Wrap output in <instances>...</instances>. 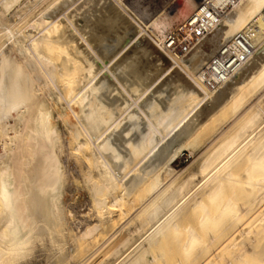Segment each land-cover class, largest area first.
Masks as SVG:
<instances>
[{"label": "bare ground", "instance_id": "bare-ground-1", "mask_svg": "<svg viewBox=\"0 0 264 264\" xmlns=\"http://www.w3.org/2000/svg\"><path fill=\"white\" fill-rule=\"evenodd\" d=\"M78 1L0 0V264H88L105 249L108 255L98 264H192L200 256L204 260L210 256L207 263L217 259L216 262L221 261L217 264H264V243L254 250L253 244L248 245L250 241L242 237L239 241L234 236L231 242L217 246L216 252H209L215 241L222 242L228 226L233 224L234 228L249 213L257 212L237 233L252 240L264 234V0H237L218 21L200 8L206 3L223 8L228 0H184L182 9L169 5L149 21L139 17L135 21L134 16L132 19V11H125L121 0ZM194 15L198 27L193 44L182 52L168 46V35ZM102 21L109 33L102 30ZM125 29L130 32L127 39L120 35ZM226 43L235 44V51L246 56L220 77L214 74L211 60ZM140 45L159 65H149V81L134 96L131 92L136 84L127 88L122 83L120 66L126 76L143 77L138 70L139 57L129 56ZM170 74V84L183 87L178 95L189 104L182 106L175 116L167 111L156 114L155 120L153 110L151 117L142 108L146 106L143 98ZM171 100L175 104V99ZM151 106L153 102L148 108ZM133 108L137 116L143 117L141 124L147 121L146 126L144 123L137 127L143 132H134L133 126L130 128L134 134H128L130 139L131 134H140L141 140L136 136L140 149L142 146L147 150L137 162L156 145H162L161 141L171 132L175 134L172 130L178 126L182 127L175 130L179 136L190 140L188 137L196 135L195 141L203 129L209 128V134L198 141V151L194 148L201 159L193 170L180 175L176 164L166 163L160 168L165 181L160 178L162 171L154 175L151 168L146 182L143 179L140 183L145 176L142 173L139 182L133 177L121 184L123 178L117 174L126 171V159L130 155L132 158L133 153L126 149L130 145L126 134L131 126L130 117L135 118L136 113L132 111L134 115L130 117L124 114ZM123 117L124 121L129 117L130 125H125L127 121L121 123ZM134 118L132 122H136ZM214 119L216 125L212 127L209 123ZM122 145L126 148L121 149ZM169 146L154 149L160 156L156 163L169 151ZM123 151L129 153L126 152L127 157ZM168 155L163 156L166 162L171 157L167 158ZM66 158L76 164L77 172L91 185L99 203L97 211L107 213L104 219L100 218V227L115 224L112 210L117 211L121 221L125 218L112 239L97 243L94 250H89V243L96 242L92 233L98 225L75 232L78 229L70 226V216L62 204L61 193L69 178ZM118 162L127 167L122 165L120 170ZM136 163H132V173L140 167ZM156 163L153 169L158 167ZM196 173L207 178L201 190L191 193L185 203L181 200L183 193L191 184L190 176ZM228 187L234 191L224 196ZM123 189L131 191V196ZM234 193L239 196L236 200ZM137 200L140 204L134 207ZM193 218L197 227L189 225ZM145 226L149 233L143 241L139 233L144 242L139 249L145 252L141 251L140 258L132 256L126 260L124 256L120 261L132 234ZM226 247L232 248L230 256L223 255ZM117 248L122 251L119 256L114 254ZM131 248L136 249L135 253L138 246Z\"/></svg>", "mask_w": 264, "mask_h": 264}, {"label": "rangeland", "instance_id": "rangeland-1", "mask_svg": "<svg viewBox=\"0 0 264 264\" xmlns=\"http://www.w3.org/2000/svg\"><path fill=\"white\" fill-rule=\"evenodd\" d=\"M81 0H79L78 2H80ZM121 1H123V4H125V8L124 9H126L125 11H128V13L129 12H131V13H129L130 15H132V19H133V16H134V20L135 21H139L140 19H142L143 21H149V19L151 20V19H153L152 17H156L157 16V14L160 12V11H162L161 9H165V7H168L169 5H170V7L172 8H178V9H182L183 8V6H184V0H121ZM77 3V2H76ZM76 5V4H75ZM130 9L131 11H129L128 9ZM136 17H139L137 20H136ZM105 22H103L102 21V23H100L101 25V28H102V30H104V32L106 33H109L108 31H107V26H106V24H104ZM120 27H122V25L120 26ZM126 31V32H125ZM125 31H124V34H123V31H122V33L120 34L121 36H124V37H126V36H128V35H130V32L128 31V30H126L125 29ZM111 34V33H110ZM148 34L149 35H151L152 36V33L151 32H148ZM120 36V37H121ZM113 39V38H112ZM111 39V40H112ZM126 39H127V37H126ZM112 42V41H111ZM186 46L185 45H183V44H179V45H176V47H175V50L176 51H178V52H182V50L185 48ZM195 48H198V47H195ZM195 48H193V49H195ZM145 48L143 47L142 48V46L140 45V48L139 49H137V50H133L131 53L132 54H130L129 56H132V55H136L137 56V58L139 59V66L141 67V68H139V66H138V70L139 71H142V73H143V77H141V79H135V78H133V77H131V76H126V74H123L122 73V69H121V66H120V79H121V81H122V83L124 84V85H126V87L128 88V86H129V88L131 87V86H134L135 84V87H134V91H132L131 93L132 94H135L134 96H136L138 93L137 92H140L146 85H147V83H148V81H149V73H150V67H152V66H157V63L159 62H157V60L156 61H154L152 58H151V55H149L148 53H147V51H146V49L144 50ZM138 50H140L139 51V53L137 54V53H135V52H138ZM142 51H144V52H142ZM142 53V54H141ZM141 54V55H140ZM149 55V56H148ZM143 56V57H142ZM147 56H148V58H147ZM147 59H149V60H147ZM144 60V61H143ZM148 61V62H147ZM121 62L122 61H120V65H121ZM191 64V63H190ZM149 65H150V67H149ZM158 65H159V63H158ZM191 65H193V63L191 64ZM144 67V68H143ZM142 69H144V71L142 70ZM148 72V73H147ZM122 75V76H121ZM172 76L173 75H169V77L167 78V77H165L163 80H165V81H161L160 83H159V87L157 86L156 88H154V90L150 93V94H148L145 98H143L144 99V101L145 102H143V99H141V101H140V105L141 106H143V104L145 105L146 104V106H143L142 108L144 109V108H146V112L149 114V116L151 115V117H152V110L155 112H153V116L155 117V120H156V117L159 115V113H161V112H169V115L170 116H175L177 113H180L181 111L180 110H182L183 108H182V106L183 107H185V105H188L189 103H186L187 101H183V98L181 97L182 95H178V94H181L182 92H183V87L181 88V86H176V87H174L173 85H171L170 84V82H172ZM125 79H124V78ZM127 77V78H126ZM129 79V80H128ZM146 79V80H145ZM124 80H125V82H124ZM127 81H128V84H127ZM139 82V83H138ZM147 82V83H146ZM138 83V84H137ZM142 84V85H141ZM144 85V86H143ZM167 86V87H166ZM165 87V88H164ZM179 88H181L180 90H179ZM136 89V90H135ZM139 89V90H138ZM160 89V90H159ZM168 89V90H167ZM175 89V90H174ZM177 90H178V92H177ZM165 91V92H164ZM154 93H155V95H154ZM157 93V94H156ZM163 93V94H162ZM164 93H165V95H164ZM175 93H176V95H175ZM159 94V95H158ZM172 94V95H171ZM159 96V98H158V100H156V98H157V96ZM161 95V96H160ZM175 96H176V98H175ZM179 96V97H178ZM154 97H156L155 99H154ZM165 97H166V101H165ZM168 97H169V99H168ZM161 98H162V100L163 101H161ZM175 99V104H174V100H171V99ZM176 99H177V101H176ZM169 100H171L172 102H173V104H172V102L170 101L169 102ZM153 102V106H151L150 108H148V106L150 105V102ZM141 102H143V104L141 103ZM155 102V103H154ZM157 102V103H156ZM162 102H164V103H162ZM167 102H169V103H167ZM176 102H177V104H176ZM161 104V107L159 106ZM171 104V105H170ZM120 105H122V106H124L123 105V103L122 104H120ZM163 105V106H162ZM121 106V107H122ZM166 106V107H165ZM170 106V107H169ZM73 107L75 108V110H77V108L73 105ZM168 107V108H167ZM181 109H180V108ZM158 108V109H157ZM161 108V109H160ZM163 108V109H162ZM167 108V109H166ZM58 109H61V107H58ZM150 109V110H149ZM171 109V110H170ZM173 109V110H172ZM149 110V111H148ZM157 112H156V111ZM132 111H134V113H136V115H135V118H134V116H132L131 114H133V113H131ZM150 111H151V113H150ZM69 112V111H68ZM126 114V115H125ZM124 114V116H132V117H130V118H132L131 120L129 119V117H126V121H124V118L125 117H123V120L121 121V123L123 122V123H125V125L127 124V126L128 125H130V123L128 122L129 120H130V122H131V126H129V131H128V133L126 134V136L129 138L130 137V135L128 136V134H130V133H132L133 132V130H132V128H134L133 126H135V128H134V132H136V130H137V127H139V125H140V127H141V125H143L144 123V125L146 126L147 124H146V120L144 119V121H146V122H144V123H142L141 124V121L143 120V117H142V119H141V116H137V110L135 109V108H133L132 110L130 109L129 110V112H127V113H125ZM156 114H157V116H156ZM71 115V117H72V119H73V121H74V118H73V116H72V114H71V112H69V116ZM134 115V114H133ZM199 115V114H198ZM137 116V117H136ZM150 117V118H151ZM154 117H153V119L152 120H154ZM133 118L135 119V121L136 122H132L133 121ZM136 118L138 119V120H136ZM141 119V121L139 122V120ZM189 121V120H188ZM188 121H187V123H185V125L187 126L188 125ZM138 122V123H137ZM143 122V121H142ZM216 121H215V119L214 120H212L210 123H209V125L210 126H214V125H216V123H215ZM134 123H136V125H133ZM214 124V125H213ZM145 126L143 127L142 126V128H145ZM130 127H132V128H130ZM179 126L178 127H176L174 130H172V131H174V133L175 134H172V132H171V136H168L167 137V139H165V140H163V141H161V144L162 145H160L161 147L164 145V146H169V147H167L166 149H168L169 148V151H171L170 153H169V151L168 150H166V151H168L167 153L165 152V154L166 155H168V157L167 158H169L170 156V160L168 159V162H166V160L164 159V157H165V154H163V156H161V158L162 159H159L158 161H160V162H163V163H160V162H158V163H156L155 161H156V159L157 158H160V156L158 157L157 156V154H155L156 152H155V148L157 147V149L159 150V148H160V146L159 145H156L155 147H154V149L152 150V151H150L149 152V155H146V157L143 159H140L139 160V162H137L138 161V159H139V157L140 156H142V154H144V152H146L147 150H143V147L141 146V148L142 149H140V140H141V138L139 137L140 136V134H135V135H133V137H135V139H132L133 137H132V134H134V132L131 134V139L133 140V141H131V139H130V142H129V139H127L128 141H126L124 144H125V146H126V144H127V142H129V144L130 145H127L125 148L128 150V151H130V154H132V158H130L131 157V155L126 159V164L128 163V167H127V169H126V171H128L127 172V176H125V173H126V171L125 172H123V170H122V167H124V165H123V163H122V165H121V162H125V161H121V160H123L125 157H124V154L122 155V158L123 159H121L120 161L121 162H118V164H116V166L118 165V166H120L119 168H120V170H122L121 172H119L118 171V176H120L121 175V177L123 178V181H122V178H121V181H122V183L121 184H123V183H125V181L127 182L128 180H130L129 178H132L133 179V177H134V179H138V182H139V179L140 178H142V176L141 175H143L142 173H144V177L140 180V183H142V180L144 179V182H146L145 181V178L148 180L150 177H148V176H151V172L152 173H154V175H155V172L156 171H158L157 172V174H159L161 171V177L160 178H162L164 181H165V174H164V172H163V170L161 169V171H160V168H161V166L163 165V167L164 166H166L167 164L170 166L171 164V166H173V165H175L176 164V166H175V169H179V172H180V175H185L186 173H188L191 169L193 170V168L195 167L194 165L195 164H197L198 162H200L199 161V159H201V155H198L199 153L197 152V155H196V151H198V147L200 146V143L202 142L201 140L207 135V134H209V131H208V129H206V131H205V129H203L200 133H199V135H198V137H197V140L195 141V136L196 135H192L191 137H188V139H190V140H186L187 138H183V137H181V136H179L180 134H178L179 133V131L182 129V127L181 128H179ZM61 129H63V130H61L63 133H64V135L66 136L67 135V133H66V128L62 125L61 126ZM176 129H178L177 130V132H175V130ZM140 130H141V128H139L138 130H137V132L139 131V133H141V132H143V130H141V132H140ZM65 131V132H64ZM132 131V132H131ZM144 131H145V129H144ZM136 132V133H137ZM177 134H178V136H177ZM202 134V135H201ZM126 136H124V139H126L127 137ZM136 136H138V138L140 139H138V138H136ZM141 136H142V134H141ZM175 136V137H174ZM177 136V137H176ZM126 137V138H125ZM180 137V138H179ZM171 138V139H170ZM176 138V141L174 140ZM192 138V139H191ZM168 139H169V141H168ZM134 140H139V141H137V142H139L138 144H137V142H136V144L134 143ZM173 140V141H172ZM188 141V143L186 142V141ZM171 141V142H170ZM175 141V142H174ZM198 141H201V142H198ZM133 142V145H135V149L132 147L133 145L131 144ZM167 142V143H166ZM172 142H174L173 143V146H172ZM182 142V143H181ZM183 142H184V145H183ZM178 143V144H177ZM159 144V143H158ZM169 144V145H168ZM182 146H181V145ZM142 145V144H141ZM128 146H129V149H128ZM172 146V147H171ZM176 146H177V148H176ZM179 146V147H178ZM198 146V147H197ZM122 147V148H121ZM120 148L121 149H125L124 148V145H122V146H120ZM131 148V149H130ZM133 148V149H132ZM139 148V149H138ZM192 148V149H191ZM194 148H195V150H194ZM120 149V150H121ZM177 149V152L176 151H174V150H176ZM180 149V150H179ZM191 149V150H190ZM142 150V151H141ZM157 150V151H158ZM178 150H179V152H178ZM133 151H136V152H133ZM175 152V154H174V156H173V153ZM195 151V152H194ZM123 152H125V151H123ZM127 152V151H126ZM125 152V155H126V157H127V153ZM140 152V153H139ZM154 152V154H152ZM120 153H122V151L120 152ZM181 155H180V154ZM129 154V153H128ZM135 154H137L136 156H135ZM151 155V156H150ZM152 155H153V157H152ZM185 156V157H184ZM199 156V157H198ZM147 157H148V159H149V161H148V159H147ZM182 158V161L180 160L181 158ZM154 158H155V160H154ZM171 158H172V160H171ZM135 159V160H134ZM164 159V160H163ZM177 159H179V160H177ZM66 160V162H64V165L67 167H65L66 168V170H68V174H67V177L69 176V178L67 179L68 181H66V183H67V185L65 184V186H63L64 188H63V190H62V193H61V200H62V204L64 205V208H65V210H66V212H68V216H70L69 217V224H70V226L71 225H73V226H71L72 228H74V230L75 229H78V230H75V232H81V231H84L87 227H91V226H93L94 224L95 225H98V227H97V230L96 231H94V234L92 233V237H94V238H97V239H95L96 240V242L94 243V240L93 239H91V240H93V241H91L90 243H89V250H92L93 248L95 249L96 247H97V243H98V245L101 243V244H103L106 240L105 239H112V236H114V234L113 233H115L116 231L115 230H118L119 228H120V225H122L123 224V221L125 220V218L121 221V219H120V216L117 214V211H113L112 210V213L113 212H115L114 214H113V221L116 219V216H118L117 217V221L116 222H113L112 221V223H115L113 226H111V225H109V224H105L106 226L104 227V225H103V227L104 228H106V229H104L103 227H100V226H102V225H99V222H100V218H101V220L102 219H104V217H106L107 216V213H106V211L105 212H99V211H97V205L99 204L98 203V200H97V196L95 195V193H94V191H93V189H92V187H91V185L89 184V182H87L85 179H83V177L81 176V174L80 173H78L77 172V170H76V164L73 162L72 163V160H69L68 159V161H67V158L65 159ZM131 160V161H130ZM143 160H144V162H143ZM152 160V161H151ZM174 160V161H173ZM69 161H70V163H69ZM141 161V162H140ZM170 161V162H169ZM177 161V162H176ZM180 161V162H179ZM130 162V163H129ZM133 163V165H134V163H136L137 165H139L140 164V167L138 166V168H134V170H133V173H132V169H130L131 167H132V163ZM143 162V163H142ZM151 162V163H150ZM153 162V163H152ZM179 162V163H178ZM147 163H148V165H147ZM155 163L157 164L156 166H158L157 168H158V170H157V168H154L153 169V167H155L154 165H155ZM167 163V164H166ZM177 163H178V165H177ZM68 164H69V166H68ZM125 164V163H124ZM131 164V165H130ZM136 164H135V166H136ZM73 165H74V167H73ZM152 165V166H151ZM115 166V167H116ZM122 166V167H121ZM144 166H145V169H144ZM149 166V167H148ZM126 167H124V168H126ZM142 167H143V169H142ZM180 167V168H179ZM70 168V169H69ZM118 168V167H117ZM118 168V169H119ZM149 168V169H148ZM151 168H152V171L150 172V170H151ZM184 168V169H183ZM190 168V169H189ZM74 169V170H73ZM130 169V170H129ZM156 169V170H155ZM181 169H183L182 171H181ZM70 170H72V171H70ZM125 170V169H124ZM137 170H138V172H137ZM147 170H149V171H147ZM73 171H74V173H73ZM160 171V172H159ZM71 172H72V174H71ZM132 174H131V173ZM141 172V173H140ZM150 172V173H149ZM178 172V173H179ZM78 173V174H77ZM119 173H120V175H119ZM146 173H149V174H146ZM134 174H135V176H134ZM141 174V175H140ZM163 174V175H162ZM71 175V176H70ZM138 175H140V176H138ZM147 175V176H146ZM126 178H125V177ZM138 176V177H137ZM153 176V175H152ZM72 177V178H71ZM80 177V178H79ZM136 177V178H135ZM82 178V179H81ZM191 178L192 179H194V180H191ZM206 178L207 177H205L204 175H201V173H198V176H197V173L195 174V176L193 177V175H192V177L190 176V181H191V184H190V186H188L187 188H186V190L188 191H184V193H183V197H182V201L184 200V202L186 203V202H188V200H189V198L192 196V194H193V192H195L196 191V189H197V191H198V189H199V191L201 190V186H202V184L205 182V180H206ZM119 179H120V177H119ZM167 179V178H166ZM85 180V181H84ZM162 180V181H163ZM120 180H119V184H120V182H121ZM69 186V187H68ZM138 186H140L141 187V184H139ZM196 186V187H195ZM137 188V187H136ZM134 189V190H137V189ZM139 188V187H138ZM163 188V187H162ZM189 189V190H188ZM125 190V191H124ZM232 190H233V187L231 188V187H228L226 190H225V195L224 196H228V194H230L231 192H232ZM123 191L124 192H126V193H130L129 192V190H127V189H123ZM198 191V192H199ZM234 191V190H233ZM192 193V194H191ZM191 195V196H190ZM130 196H131V193H130ZM143 196V195H142ZM145 196V195H144ZM190 196V197H189ZM188 197V198H187ZM234 200H236V199H238V195L237 194H235L234 193ZM187 199V200H186ZM107 201L109 200V198L107 197V199H106ZM186 200V201H185ZM107 201H106V204H107ZM138 201V200H137ZM206 203H208L206 200H204ZM93 202H94V204H93ZM137 204H140L139 203V201H138V203L135 201L134 202V207H137ZM136 205V206H135ZM107 206H108V204H107ZM114 207H116V206H114ZM107 211H109V209L107 208V207H104ZM95 209H96V211H95ZM98 212V213H97ZM102 214V217H101V215L100 214ZM103 213L105 214L106 213V215L105 216H103ZM99 214V215H98ZM117 214V215H116ZM250 214V213H249ZM247 215V216H245V219H244V217H243V219H241L239 222H240V224H239V222L238 223H236L235 224V226H234V228H235V230H234V228L233 227H231L233 224H231L230 226H228L229 228H228V231L229 232H231V233H229L228 231H225L224 233H225V236H222L221 237V240H222V242L220 241V242H217V241H215L214 243H213V246H211L212 247V249L210 248V250H209V252H216L220 247H222V246H224V243H227V242H231V240H233V237L235 236V239L236 240H238L239 239V241H241L240 240V238L242 239V240H249L250 242H249V244L248 245H250L251 243L253 244V249L255 250V249H257L258 250V248H260V246L262 245V243H264V234L263 235H260V236H255V238L252 240V239H250L249 237H248V235L247 236H244V237H247V239L245 238L244 239V237H243V235H245V234H241L240 235V233H237V231H240V229H242V228H244V226L246 225L245 223H246V221L247 222H249V220L251 221L252 220V217H255L256 215L255 214H257V212H255V214L254 213H251L250 215ZM116 215V216H115ZM248 216H249V218H248ZM120 219V220H119ZM194 219V220H193ZM190 222H189V225L190 224H192L194 227H197V225H198V222L196 221V219L195 218H193ZM249 219V220H248ZM73 222H72V221ZM99 220V221H98ZM91 221V222H90ZM241 221H242V223H241ZM243 221H245V222H243ZM73 224H72V223ZM80 222V223H79ZM122 222V223H121ZM116 223L118 224V225H116ZM195 223V224H194ZM197 224V225H196ZM239 224V225H238ZM88 225H90V226H88ZM196 225V226H195ZM238 225V226H237ZM242 225V226H241ZM110 226H111V228H112V231L110 230L111 228H110ZM119 226V227H118ZM238 227V229H237V227ZM76 227V228H75ZM114 228V229H113ZM117 228V229H116ZM233 229V231H231ZM109 230V231H108ZM114 230V231H113ZM147 230V227L145 226L143 229H139V232L137 231L136 232V234L134 235V234H132V237L130 238L131 240H128V243L129 244H131L130 245V247H129V244H128V248L126 247V250H127V252H126V250L124 251V252H122V251H120L118 248V252L116 251L115 253H114V251L116 250H114L112 253H114L115 255H117L118 253H119V251H120V253L122 252L123 253V257L121 256L122 255V253H121V255H120V261L121 260H123L124 259V256H125V258H126V260L129 258V257H134V258H140V254H143V252H145L144 250H141V251H143V252H141L140 251V249L139 248H141V246L140 245H142V243H144V242H142L144 239H145V237L147 236V234L149 233V230L148 231H146ZM102 231V232H101ZM144 232V233H143ZM98 233H99V237H98ZM138 233V234H137ZM139 233H141L142 235H140V239L142 240H140L139 239ZM230 234V235H227V234ZM113 234V235H112ZM232 234V235H231ZM238 234V235H237ZM102 235H103V237H102ZM106 235V236H105ZM137 235V236H136ZM222 235H224V234H222ZM237 235V236H236ZM133 236H135V238L133 237ZM90 237H91V235H90ZM91 237V238H92ZM108 237V238H107ZM203 237V236H202ZM223 237H224V239H223ZM230 237V238H229ZM99 238H100V241H97V240H99ZM229 238V239H228ZM249 238V239H248ZM228 239V240H227ZM224 240H226V241H224ZM103 241V242H102ZM130 241H132L131 243H130ZM134 241V242H133ZM135 241H136V243L138 244H136L135 243ZM140 241H141V244H139L140 243ZM219 241V240H218ZM139 242V243H138ZM255 242V243H254ZM220 243V244H219ZM261 243V244H260ZM91 246H93V247H91ZM131 246L132 247H134L135 248V246L137 247L138 246V249H139V251L141 252V253H138L139 251H138V249H137V251H135V253L133 252V250H136V249H133L132 250V248H131ZM219 248H218V247ZM252 246V245H251ZM131 248V249H130ZM93 249V250H94ZM129 249L134 253H132L131 251H129ZM223 250H224V252L226 253H224L223 251H222V253H224L223 255H228V254H230V251L229 250H231L232 251V248H228L227 249V247L224 249L223 248ZM129 252V253H128ZM130 252H131V254H130ZM136 252L138 253L137 255H135L136 254ZM208 252V253H209ZM125 253H127V256H126V254ZM129 254V255H128ZM108 255V250L107 249H105V250H103V251H101L100 252V254H98L92 261H90L88 264H98L102 259H104L106 256ZM139 255V256H138ZM144 255H145V258H147V254H145L144 253ZM231 255V254H230ZM230 255H228V256H230ZM117 256H119V254L117 255ZM122 257V258H121ZM141 257H143V255H141ZM119 258V257H118ZM149 258H150V256H149ZM209 258H210V256H209ZM209 258H207L208 260H209ZM204 260L203 259V257H198L197 259H196V261L195 262H193L192 264H212V261H210L209 263H207L206 261H208V260ZM125 260V261H126ZM204 260V262H202ZM222 260V259H221ZM217 261V259L215 260L214 259V261H213V264H214V262H216ZM224 261V259L222 260V262ZM217 263H221V261L219 260V262H216V264ZM120 264H122V262L120 263Z\"/></svg>", "mask_w": 264, "mask_h": 264}, {"label": "built area", "instance_id": "built-area-1", "mask_svg": "<svg viewBox=\"0 0 264 264\" xmlns=\"http://www.w3.org/2000/svg\"><path fill=\"white\" fill-rule=\"evenodd\" d=\"M237 0H228V4L223 8H215L209 4H203L200 8L202 13H211L215 19L221 20L229 12L230 6ZM196 15V14H195ZM188 21H185L178 25L173 32H171L167 37L168 46L175 49L176 45L180 43L189 46L193 44V38H196L197 34V24L198 20L196 16ZM215 21V22H216ZM197 26V27H196ZM235 44L226 43L220 53L211 60L212 70L215 75L222 77L226 73L232 71L234 67L246 56V53L243 52V55H239L235 51ZM218 67L216 69L215 67Z\"/></svg>", "mask_w": 264, "mask_h": 264}]
</instances>
